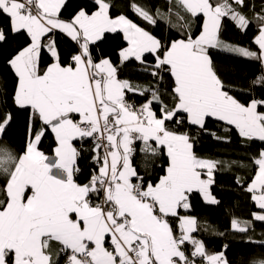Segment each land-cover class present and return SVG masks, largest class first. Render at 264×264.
<instances>
[{
  "label": "snow or ice",
  "instance_id": "6c2138e0",
  "mask_svg": "<svg viewBox=\"0 0 264 264\" xmlns=\"http://www.w3.org/2000/svg\"><path fill=\"white\" fill-rule=\"evenodd\" d=\"M114 7L0 0V73L14 84L12 107L0 100V264H232L227 244L209 251L191 213L194 195L221 203L216 175L233 168L247 170L234 183L255 210L230 229L264 249L253 235L264 225V94L254 92L264 89V0H129L155 31ZM227 24L255 26L257 49L226 41ZM210 50L259 63L243 97ZM233 131L258 145L248 163L197 153L200 136L231 143ZM239 264H264V253Z\"/></svg>",
  "mask_w": 264,
  "mask_h": 264
},
{
  "label": "trees",
  "instance_id": "16d2710c",
  "mask_svg": "<svg viewBox=\"0 0 264 264\" xmlns=\"http://www.w3.org/2000/svg\"><path fill=\"white\" fill-rule=\"evenodd\" d=\"M142 2L147 3L152 2V0H142ZM258 2L259 0H257V3ZM113 3L115 4L112 10L113 15L124 12L129 18L148 28L150 31H155L133 15L128 9L129 0H113ZM159 3L162 5L163 0H159ZM255 34V26L250 27L246 32L242 33L236 30L231 24H227L223 33V38L230 43L251 47L253 50H256L257 46L252 43ZM122 44L123 42H121V46ZM61 46L66 50H70L71 43L64 42ZM114 47L115 46L112 45V47L108 48V51H112ZM210 53L217 66L220 68L225 81L234 86L235 94L243 97L245 93L241 92L240 89L245 88L246 85L261 72L259 63L217 50H210ZM112 58L114 61L117 59L115 54H113ZM133 66L134 65H129V69ZM129 69L123 70L124 78L130 75ZM131 75L135 76L136 73H131ZM137 78L141 82L149 79L147 76L143 75ZM0 80H3L5 89V94L0 96V100L6 101L4 106L11 108V94L14 88V84L11 82L12 77L8 75L5 79L4 73H0ZM254 92L255 95L259 97L264 94V89L257 87L254 89ZM133 99L136 100L137 103L142 102V98L138 96L133 97ZM19 130L18 128L17 131ZM16 139L19 140V137H16ZM49 147L50 143L45 142V151H47ZM84 147L86 148L87 144H85ZM257 147L258 145H253L251 147L242 146L235 131L232 133L231 143L217 142L210 136L203 135L197 139L196 143V151L200 156L222 161L243 160L245 163H248L246 154L255 152ZM81 167L82 169H86L87 162H82ZM161 167H166V157H162L159 161L157 171L153 173V179L163 174V172L160 171ZM237 174L247 175V170L233 168L231 171L218 172L216 175L217 183L213 187V192L217 198L220 199L221 203L218 206L207 205L198 195H194L192 197L193 210L191 213L197 216L201 221L202 227L197 235L205 242L209 251H219L223 245L227 244L229 246L227 256L232 261V264H239L242 257H246L251 253H264V249L241 243L240 236L232 233L230 229L232 217L249 218L250 212L255 210L249 195L234 183V176ZM206 228L208 230H205ZM218 233H224V235H219ZM262 233H264V225L257 223L255 233L253 234L254 238L257 240L264 239V236L261 235Z\"/></svg>",
  "mask_w": 264,
  "mask_h": 264
},
{
  "label": "rangeland",
  "instance_id": "374dc122",
  "mask_svg": "<svg viewBox=\"0 0 264 264\" xmlns=\"http://www.w3.org/2000/svg\"><path fill=\"white\" fill-rule=\"evenodd\" d=\"M237 45V44H236Z\"/></svg>",
  "mask_w": 264,
  "mask_h": 264
}]
</instances>
